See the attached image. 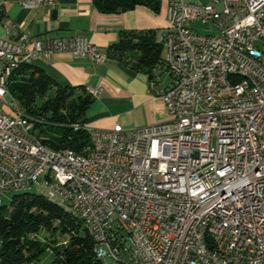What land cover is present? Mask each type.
<instances>
[{"label":"built area","instance_id":"1","mask_svg":"<svg viewBox=\"0 0 264 264\" xmlns=\"http://www.w3.org/2000/svg\"><path fill=\"white\" fill-rule=\"evenodd\" d=\"M167 22L158 70L172 80L162 91L150 84L171 118L77 123L91 138L82 151L44 143L36 123L45 118L22 108L10 77L56 51L93 63L107 54L83 35L32 38L9 25L10 37L0 35V199L14 187L46 188L94 222V241L117 264H264V0H173ZM225 66L250 74L254 88Z\"/></svg>","mask_w":264,"mask_h":264},{"label":"crops","instance_id":"2","mask_svg":"<svg viewBox=\"0 0 264 264\" xmlns=\"http://www.w3.org/2000/svg\"><path fill=\"white\" fill-rule=\"evenodd\" d=\"M161 0L159 10L139 4L132 9L104 13L94 0H55L54 5L25 8L18 0H0V35L10 37L9 25L32 38L83 35L107 54L103 63L75 57L71 51H56L34 61L60 84L96 89L86 110L87 123L94 129L142 127L171 118L165 102L151 89L162 91L172 76L152 68L138 67L136 51L119 52L114 44L125 29H161L167 26L170 2ZM158 41H160L158 39ZM162 42V41H160ZM165 48V46H164ZM163 57L166 50L163 49ZM165 76V77H164Z\"/></svg>","mask_w":264,"mask_h":264},{"label":"trees","instance_id":"3","mask_svg":"<svg viewBox=\"0 0 264 264\" xmlns=\"http://www.w3.org/2000/svg\"><path fill=\"white\" fill-rule=\"evenodd\" d=\"M94 2L104 13L126 11L139 4L159 10L161 5V0ZM114 47L119 52L136 51V64L142 68L152 69L164 58V44L158 41L155 29L122 30ZM10 81L11 93L22 108L45 118L36 127L50 148L82 151L90 144L87 129L74 126L87 122L86 110L93 96L86 87L60 84L34 62L22 63ZM53 87H56L54 95L37 107V98L45 96ZM76 90L82 92L76 95ZM42 230L59 231L69 239L61 245L51 244L52 241L45 243L39 236ZM45 252L55 255L51 264H112L98 258L93 234L81 218L36 191L14 193L8 202L0 205V264H38Z\"/></svg>","mask_w":264,"mask_h":264},{"label":"bare ground","instance_id":"4","mask_svg":"<svg viewBox=\"0 0 264 264\" xmlns=\"http://www.w3.org/2000/svg\"><path fill=\"white\" fill-rule=\"evenodd\" d=\"M159 40L161 41V39ZM98 53H103V52L98 48ZM225 75L227 78H243L244 84L247 88H254L253 79L250 77V74H243L242 68L234 69L233 66H225ZM31 190L44 195L50 201L60 205L61 207L65 208L67 211L71 212L73 215L81 218L90 228L94 237V222L90 219H86L85 216L82 214V212H78V210H74L73 206L69 205L68 203H62L60 200L56 199V197L47 194L46 188H40L36 186L14 187L12 188V194L24 192V191H31ZM226 198H233V191H226ZM2 204H3V200L0 199V205ZM95 251L98 258L101 259L102 261L106 263L117 264L116 261H107V259L103 257V253L101 252L99 245L96 242H95ZM121 263L133 264V262L129 259L128 256H121Z\"/></svg>","mask_w":264,"mask_h":264},{"label":"rangeland","instance_id":"5","mask_svg":"<svg viewBox=\"0 0 264 264\" xmlns=\"http://www.w3.org/2000/svg\"><path fill=\"white\" fill-rule=\"evenodd\" d=\"M204 1H207V0H204ZM196 25L199 26V27H202L203 26L200 23H197ZM165 50H166V47L164 48V51ZM55 90H56V87H53L51 90L48 91V93L45 96L37 98V100L35 101V105L38 107L39 105L44 104L51 96L54 95ZM81 92L82 91H80V90H76L75 94L77 95L78 93H81ZM72 98H74V97H72ZM215 141H216V139H215ZM215 141H214V143H215ZM8 201H9V199L8 200L5 199V200H3V203L4 202H8ZM39 236L43 239V241L45 243H50L52 241L51 244H58V245H61V244L66 243V241H68V239H69V236L68 235L62 234L59 231H57V232L54 233V232H49L47 230H42L39 233ZM54 258H55V255L54 254H51L49 252H45L41 256V259L38 262V264H51Z\"/></svg>","mask_w":264,"mask_h":264}]
</instances>
